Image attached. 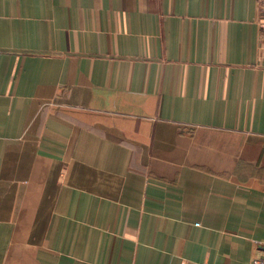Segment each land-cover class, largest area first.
I'll return each mask as SVG.
<instances>
[{"label":"crops","instance_id":"crops-1","mask_svg":"<svg viewBox=\"0 0 264 264\" xmlns=\"http://www.w3.org/2000/svg\"><path fill=\"white\" fill-rule=\"evenodd\" d=\"M262 255L259 0H0V264Z\"/></svg>","mask_w":264,"mask_h":264},{"label":"built area","instance_id":"built-area-1","mask_svg":"<svg viewBox=\"0 0 264 264\" xmlns=\"http://www.w3.org/2000/svg\"><path fill=\"white\" fill-rule=\"evenodd\" d=\"M259 7L264 14V0H259ZM252 264H264V255L258 256L252 260Z\"/></svg>","mask_w":264,"mask_h":264}]
</instances>
